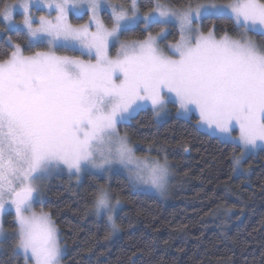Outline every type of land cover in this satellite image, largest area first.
Returning a JSON list of instances; mask_svg holds the SVG:
<instances>
[{
  "label": "snow or ice",
  "instance_id": "obj_1",
  "mask_svg": "<svg viewBox=\"0 0 264 264\" xmlns=\"http://www.w3.org/2000/svg\"><path fill=\"white\" fill-rule=\"evenodd\" d=\"M0 5L8 27L15 25L13 11L22 9L28 47L43 44L88 57L53 51L26 56L21 44L12 43L11 37L5 41L12 51L0 60V214L15 210L12 251L23 256L24 264H61L56 223L48 212L33 210L40 199L35 181L53 170L66 168L79 176L89 168L108 171L116 164L135 165L129 171L134 186L163 192L169 177L167 158H137L127 136L118 131V125L148 105L156 115L169 102L178 105V112L198 113V126L245 152L264 144V46L227 33L217 39L213 29L205 33L195 26L209 16H226L242 35L264 36V0L195 6L187 0L180 9L154 0L145 13L138 0H0ZM33 9H47L49 15L37 18ZM69 13L88 15V23L74 26ZM154 24L178 29L179 39L166 45L170 55L158 45L169 34L167 29L161 27L153 35L149 29ZM135 29L147 35L121 41V35ZM237 129L239 135L233 137ZM241 159L234 158V170ZM119 203H113L103 187L96 193V214L105 210L114 230L112 212ZM5 236L0 223V238Z\"/></svg>",
  "mask_w": 264,
  "mask_h": 264
},
{
  "label": "trees",
  "instance_id": "obj_2",
  "mask_svg": "<svg viewBox=\"0 0 264 264\" xmlns=\"http://www.w3.org/2000/svg\"><path fill=\"white\" fill-rule=\"evenodd\" d=\"M9 1L13 0L5 3ZM113 1L127 4V0ZM162 2L182 7L187 0ZM138 3L142 11L154 5L153 0ZM3 26L0 19V29ZM200 28L203 32L213 29L216 36L242 35L226 16L206 17ZM250 34L264 46V36ZM8 35L25 53L33 50L23 31ZM145 35L135 29L121 38L143 39ZM168 38H178L172 25ZM5 41L0 37V60L12 51ZM169 108V117L161 122L152 110L142 109L118 126L137 154L169 160L173 176L164 200L133 191L121 173L109 179L86 173L79 182L61 174L48 182L40 206L59 229L65 264H264V150L242 161V167L250 170L247 175L235 174L234 158L241 148L200 130L195 115L182 118L174 114L175 104ZM101 187L121 202L115 232L94 209ZM4 226L15 231L12 213L4 216ZM15 239L5 243L0 264L23 263L21 255L13 254Z\"/></svg>",
  "mask_w": 264,
  "mask_h": 264
},
{
  "label": "rangeland",
  "instance_id": "obj_3",
  "mask_svg": "<svg viewBox=\"0 0 264 264\" xmlns=\"http://www.w3.org/2000/svg\"><path fill=\"white\" fill-rule=\"evenodd\" d=\"M13 2H14V0H13V1H9V2H7V4H12ZM113 2H116V1H113ZM209 2H211V3H228L229 0H197V1H195V2L193 3V6H195V4H197V3H209ZM118 3H120V2H118ZM153 3H154V0H153ZM164 3H165V2H164ZM122 4H123V3H122ZM172 7H174V6H172ZM182 7H183V6H182ZM182 7H174V8L180 9V8H182ZM139 8H140V7H139ZM140 11H141V13H145V12H147L148 10H146V11H142V10L140 9ZM33 14L35 15V17L39 18V16H41V15L48 16V15H49V12H48L47 9H43V10H41V11H37V10L33 9ZM51 16L54 17V16H55V12H52V13H51ZM101 16H102V18L105 19V22L107 23V17L105 16V14H104V13H101ZM71 17H74L75 19H79V20H77V21L72 20ZM23 18H24V16H23V11H22V9H19V8H16V9L13 11V19H14V21H15V25H13V26H11V27H8V26L6 25V23L4 22L3 18L0 17L1 21H2L3 24H4L3 28L0 29V37H4L5 40H6L7 37H9V35H8L9 32H11V31H14V30H21V31L24 32V28H23V24H22ZM68 19H69V21H70L74 26H78V25L87 24V23H88V20H89V16H88V15L77 16V15H75V14H73V13H69V15H68ZM200 22H201V21H200ZM200 22L197 23L195 26L200 27ZM34 26H35V25H34ZM152 26L154 27V31H152V34H153V35H155V34L160 30L161 27L166 28L167 31H168V33H170V26H171V25H157V26H156V25L154 24V25H152ZM152 26H151V27H152ZM5 28H7V31H2V30L5 29ZM176 29H177V28H176ZM177 32H178V29H177ZM24 33H25V32H24ZM205 33H207V32H205ZM252 33H254V32H252ZM254 34H257V33H254ZM146 35H147V33H146ZM168 35H169V34H168ZM168 35L166 36V38L159 39V40H158V45H159V47L165 52V54H169V55H170L171 53H170L169 50L167 49L166 45H167L168 43H170V42H175L176 40H178V39H179V32H178V38H177L176 40H171V39H169V38H168ZM220 37H221V36H216L217 39H219ZM230 37L233 38V39H239V40H241V41H243L244 39H251L252 41H254L255 43H257L258 45H261V44L259 43V41L255 38V36H253V35L250 34V32H248V33L245 34V35H241L240 37H232V36H230ZM120 39H121V41L140 40V39H129V40H126V39H123V38H121V37H120ZM12 43H15V42L12 41ZM42 46H43V44L33 46V50H32L30 53H25V52L23 51V54L27 56V55H31V54H33V53L36 52V51H53V52H55L56 55H59V56L79 57L80 59H84V60H87V59H88L87 56H82V55L80 54L79 51H74V52H76L77 54H75V55H70V54H66V53H60L59 50L73 51V50H71V49H65V48H49V47L46 46V45H44L45 47H42ZM117 47H118V45H117ZM115 54H116V49H115V48H112V49L110 50V55L114 57ZM170 103L175 104L174 102H169V103L167 104V106H166V110L163 111V112H161L159 115H156V114L154 113V111H153V109L151 108L150 105H148L146 108H143V109H150V110H152V112L154 113L155 119H156L157 121L161 122V121L167 119V118L169 117V115H170V108H169V104H170ZM175 105H176L177 108H178V105H177V104H175ZM177 108H176V111H175V113H174L176 116H179V117H182V118H187V117H189L191 114H193V115H195V116L199 119L198 113H190V114H187V115H186V114H184V113H182V112H178V111H177ZM141 110H142V109H141ZM197 121H198V120H197ZM118 126H119V125H118ZM197 127H198L200 130H202V131H204V132H206V133H208V134H210V135H212V136H215V137L219 138V139L222 140V141H225V142H229V143L235 144V143L231 142L230 140H227V139L221 137L219 134L211 132L206 126H198V124H197ZM118 131H119V129H118ZM119 133H120V135H122V136H126V135L122 134L121 132H119ZM238 135H239V131H238V129L232 133V136H233V137H237ZM128 143H129V145L132 147L134 155H135L137 158H139V159H147V160H149V161H151V160H153V159H159V160H161V162H163V160H164V158H165V157H164L163 159H160V158H157V157H152V156H150L149 154H143V155H141V154H137V153H136V146H135V145H132V144L129 142V140H128ZM235 145H237V144H235ZM107 147H108V146H102V148H105V149H106ZM110 147H112V149L115 150L116 145L113 144V145H111ZM240 148H241V147H240ZM259 150H264V144L258 145L256 148L249 149V150L246 151V152L243 151L242 148H241V153H240L239 156H241L242 159H241V163H240L239 167L236 168V169L234 170L235 174H245V175H247V174L249 173L250 170L242 167V161H243L245 158H247L248 156L257 153ZM167 161H168V164H169V177H168V181H167L166 187H165V189L163 190V192L157 191L156 189H154V188H152L151 186H148V185L134 186V185L129 181V171H130V170H134L135 165H129L128 168H125V167H123V166H121V165L116 164V165H113L112 168H111L110 170H108V171H102V170H99V169L89 168L87 171L82 172L79 176H77V175H75V174H71V173H69V171H68L66 168H61V169H59V170H53V171L51 172L50 175L45 176V177H43V178H41V179H37V180L35 181L36 186H37V187L39 188V190H40V199H39L38 201H36V202L33 203V210H34V211H37V212L43 210V209L41 208L40 205L44 202V199H45V189H46V186H47L48 182H49L51 179H53L54 177L59 176V175H61V174H67V175L74 176V177H75V180H76L77 182H79L80 180H82L83 176H84L86 173H93V174L103 175V176H105L106 179H109V178H110L113 174H115V173H121V174H123V175L126 177L128 183H129V185H130V187H131V189H132L133 191L142 192V193H148V194L154 195V196H156V197H158V198L164 200V199L168 196V194H169V184H170V182H171V178H172V176H173L172 169H171V164H170V162H169L168 159H167ZM103 188L107 189L106 187H103ZM110 198H111V201H112L113 203L116 202V200H115L113 197H111V195H110ZM120 206H121V202L117 205V207L115 208V210L112 212V216H113V220H114V221H115L116 213H117L118 209L120 208ZM94 209H95V207H94ZM43 211H45V210H43ZM45 212H47V211H45ZM7 213H12V214L14 215V220H15V210H14V208H13V209H10V210H6L3 214H0V223H2V225H3V230H4L5 234H6V236H5L4 238H0V255H1V254L3 253V251H4L5 243H6V242H9L10 240H12L13 237L15 238V236L13 235V233H14L15 231H14V232H11L10 230H8V229L4 226V216H5ZM99 216H103V217L105 218L106 222L108 223V225L110 226V228H111V230H112L113 232L116 231V228H115V230H114L113 227H112V224L108 221V214H107V212H106L105 210L102 209L101 212H100V214H99ZM115 224H116V223H115ZM15 230H16V229H15ZM61 247H62V244H61ZM62 250H63V247H62ZM21 257L23 258L22 255H21ZM22 264H24V259H23V263H22ZM61 264H65V263L63 262V254H62V256H61Z\"/></svg>",
  "mask_w": 264,
  "mask_h": 264
}]
</instances>
